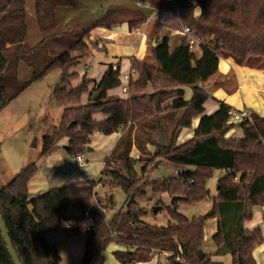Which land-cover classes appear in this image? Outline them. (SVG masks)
I'll list each match as a JSON object with an SVG mask.
<instances>
[{
	"label": "trees",
	"instance_id": "trees-1",
	"mask_svg": "<svg viewBox=\"0 0 264 264\" xmlns=\"http://www.w3.org/2000/svg\"><path fill=\"white\" fill-rule=\"evenodd\" d=\"M84 3L97 5L100 13H83ZM26 4L27 0H0V113L32 83L58 71L50 97L62 112L59 124L47 126L41 137L40 157L64 146L65 153L75 158L87 152L95 133L118 138L97 182L82 187L70 183L29 199L28 183L37 172L30 163L0 189V214L20 264H59L58 250L45 239L57 231L85 234L80 264H103V252L111 244L125 247L112 253L120 264L148 263L162 254L166 264H222L212 257L224 256L230 258L229 264H257L253 253L264 243V234L259 226H245L254 221L257 210L264 224V118L249 111L248 119L232 124L234 109L214 99L207 82L218 72L220 58L243 67L264 61V0H34L41 38L33 46L25 42ZM154 10L176 14L181 25L194 33L198 58L185 38L169 51L168 38L154 36L150 62L131 60L136 79L126 82L127 98L107 94L122 87L119 62L108 64L97 82L83 75L72 85L78 79L72 71L77 62L73 54L88 53L92 31L125 23L134 32ZM21 64L31 69L24 82L19 80ZM147 86L151 93H146ZM186 86H190L188 99ZM85 94L87 102L81 104ZM208 101L217 105L210 114L204 107ZM196 119L192 136L178 143L179 133ZM233 128L242 138L227 136ZM132 148L138 152L136 159L130 157ZM161 160L192 170L147 182L146 174ZM215 172L222 176L216 181V194L209 198L206 186ZM98 185L110 193L100 197ZM114 190L122 191L124 202L107 218L106 212L115 206ZM147 191L171 199L167 226L142 222L147 211L139 202L147 200ZM208 198L210 208L204 215L187 218L176 212L179 205ZM71 208L80 216L74 218L73 228L63 229ZM212 219L214 251L204 254V225ZM0 264H12L1 234Z\"/></svg>",
	"mask_w": 264,
	"mask_h": 264
},
{
	"label": "rangeland",
	"instance_id": "rangeland-1",
	"mask_svg": "<svg viewBox=\"0 0 264 264\" xmlns=\"http://www.w3.org/2000/svg\"><path fill=\"white\" fill-rule=\"evenodd\" d=\"M190 1L192 2V0ZM33 4L34 0H27L26 21L28 28L25 42L29 46L36 44L41 38L40 28L36 20ZM84 5L85 6L82 10L83 13L87 14V12H91L94 15L100 13L97 5L89 3H84ZM127 7L131 6L128 5ZM195 14H198V11H195ZM179 23L176 14L167 12L162 14L157 13L153 22L148 24L146 28L149 33H147L148 35L146 39V52L142 59L150 62L149 45L150 43H153L154 36L160 38L162 30L166 31L164 29L169 27L172 28L173 25L176 27ZM179 29L178 34L183 35L184 26H181ZM177 39L178 37L175 36L171 40L176 42ZM173 42L171 43V46L173 45ZM197 49L198 47H194L193 45L192 50L196 51ZM73 56L77 59V62L72 71H75L78 75L80 71L86 70V65H83L84 56H80L79 54H73ZM78 60H80V62H78ZM253 64L254 66L243 67L236 65L231 59L220 58L219 70L215 76L207 82V84L211 85L210 92L215 93V96L218 99H221L222 101L229 100L234 107V111H252L264 118V61L260 60ZM30 75L31 69L27 68L24 64H21L19 67V80L22 82L27 81L30 78ZM58 78L59 72L52 71L42 79L35 81L16 99L10 102L0 113V189L11 181L17 172L28 164L35 162L36 158L40 156L41 137L44 134L46 127H55L59 124L61 108L56 106L51 101L50 97L53 87L58 82ZM78 81L79 75L78 79L73 81L72 85L75 86ZM122 81H125L124 76L122 77ZM122 87L120 88L122 89ZM120 88L111 90L109 94L113 93L114 95H110L109 97L122 98L123 95L121 94L122 91ZM146 93L148 94L147 91ZM95 117L99 118L100 116L98 115ZM234 132L235 128L230 130L227 136L230 137ZM91 140H94V138ZM63 142H65V140H63ZM177 142L181 143L180 140H177ZM147 148L149 151L153 150L152 146H148ZM90 155L94 157V154ZM90 155L88 156V159L91 164L86 167V169L94 170L96 166L95 164H92V159L90 158L92 156ZM86 169H79V171ZM191 170V167H176L165 160H161L158 162L156 168L148 171L145 179L147 182H153L174 177L177 174L176 172L179 171L184 172ZM216 173H214L212 179L208 181L209 183H207L206 186L211 195H214L216 191V181L218 178ZM95 190L99 193L100 197H102L104 193H110L107 190L100 188V186H97ZM146 193L147 200L139 202L140 206L144 207L147 211L146 216L143 217L142 220L149 225L167 226L170 218L167 215L166 207H171V199L166 195H163L160 198V196L151 194L149 191ZM113 195L116 202L113 212H116L123 205L124 194L120 190H114ZM208 197L210 198L213 196H210L208 192ZM209 198L199 204L179 205L176 208V212L187 218L204 215L210 208ZM159 199H161V201ZM156 206L163 210L160 209L162 211L158 212L156 216H151V208ZM111 214V210L107 211V218H109ZM215 226V219L208 220L204 225L206 235V240L202 248L204 254H209L210 249L214 248L212 236L215 232H213ZM112 249L113 245L108 246L105 255H108ZM213 259L219 260L216 258ZM220 259H222V264L229 263L230 261L228 256ZM160 263L166 264L163 255Z\"/></svg>",
	"mask_w": 264,
	"mask_h": 264
},
{
	"label": "crops",
	"instance_id": "crops-1",
	"mask_svg": "<svg viewBox=\"0 0 264 264\" xmlns=\"http://www.w3.org/2000/svg\"><path fill=\"white\" fill-rule=\"evenodd\" d=\"M157 13L162 14L164 12L160 10H155L154 12H152L148 17L147 21L141 27H139L138 30L134 32H130L128 30L127 24L125 23L111 25L109 27H101L97 30L92 31L91 39L94 40L93 43L88 44L89 51L83 58L84 60L83 65H86V70L84 71L79 70L80 71L78 73L79 78H81L84 75L86 80L97 82L101 78L103 72L106 70L108 64H115L116 62H119L121 80L123 76H128V75L130 78L136 79V75L131 73L130 71V63L132 59L141 60L143 58L146 52V39L148 35L147 33H149V31L146 28L148 24H151V22H153L155 16H157ZM181 26L182 25L179 23L178 25H176L177 28L173 25L172 26L173 29L169 27L164 29L166 31L162 30L161 32L160 38L163 37L168 38L169 51H172L176 46H178V44L180 43L183 37L182 35L178 34L180 30L179 28H181ZM175 36L178 37V39L176 42L175 41L173 42L171 39L174 38ZM95 39H97L98 41H95ZM172 42L173 45L171 46ZM194 47H198V43H196ZM190 49L194 53L196 58L200 56L199 48L196 51L195 50L193 51L192 50L193 46H192ZM78 62H80V60H78ZM218 70H219V63H218ZM122 84H123L122 86H126L125 81H122ZM91 86L92 83L89 85V88H91ZM183 90L185 91V98L188 99L190 97V86L183 87ZM146 91L148 93L152 92L150 86H147ZM109 92H111V90L108 91L107 93L108 96L114 95L113 93L109 94ZM121 94L123 95L122 98H127L128 96L127 93L121 92ZM213 97L217 101H222L221 99H218L215 96V93H213ZM86 102H87V94H85L82 97L81 104H85ZM222 102L234 108L229 100ZM204 107L206 109V114H210L216 110L217 105L216 102L214 101L212 102L208 101L205 103ZM61 112H62V108H61ZM197 120L198 119L193 121L192 127L190 129H183L179 133L177 140L183 142L189 139L192 136L193 129L197 124ZM236 131L237 130H235L233 135H230V138L232 139L242 138V133ZM93 138L94 140H91ZM117 138H118V134H112L110 136H102L97 133L93 134L89 139L90 151L84 153V158L87 164L83 168H78L75 165L74 158L69 157L65 153L64 146H62V148L58 149L56 152H54L52 155L48 157L45 158H42L40 156L37 157L34 162L37 168V172L34 174L32 179L28 183L29 199L41 196L51 188H58L66 184L76 183L79 185V187H82L88 181L97 182L100 178V173L103 167V161L108 156ZM90 154H94V157ZM89 155L92 156L90 157L92 159V164H95L96 166L94 170L86 169V167H88L91 164L88 159ZM137 156H138L137 151L135 150V148H132L130 152V157L132 159H136ZM84 168L86 170L79 171V169H84ZM176 173L179 174L180 171ZM216 174L218 175V178L222 176L221 172H217ZM208 192L210 196H214L216 194V191L214 195H211L210 191ZM111 194L113 195V191L111 192ZM162 196L163 195H161L160 198ZM160 209L162 208L158 206L152 207L150 212L151 216H156L158 212L163 210ZM257 211L258 213L254 221L246 224L245 227L247 229H252L256 226H259L264 234V224L260 220V210ZM111 212L112 214L114 213L113 209L111 210ZM79 216L80 213L77 212L75 209L72 208L69 209L66 213V217H68V220L62 224V228L63 229L73 228L75 226L74 218ZM142 222L145 223L143 220ZM214 231H215V227L213 229V232ZM45 239L49 245L55 247L58 250V254L60 258L59 264L81 263V258L83 255L85 241H86V236L84 233L75 236H67L63 231H57V232L47 233L45 235ZM205 240H206V235L204 229V243ZM111 245H113V249L110 250L108 255H105L107 249L103 252V258H104L103 264H120L113 258L112 253L114 251H124L125 247L118 246L115 244H111ZM213 251L214 248L210 249L209 254H211ZM162 255L160 256L155 255L150 262L140 263V264H156L157 262L161 261ZM253 256L257 264H264V243L258 246L256 250H254ZM213 258L219 260H214ZM220 258L222 257H212V260L222 262L221 261L222 259Z\"/></svg>",
	"mask_w": 264,
	"mask_h": 264
},
{
	"label": "built area",
	"instance_id": "built-area-1",
	"mask_svg": "<svg viewBox=\"0 0 264 264\" xmlns=\"http://www.w3.org/2000/svg\"><path fill=\"white\" fill-rule=\"evenodd\" d=\"M169 2H171L172 0H168ZM183 38L186 39V41L188 42V44L190 45V47H192L193 45H195L196 43H198V40L196 39L195 35L193 32H191L187 27H184L183 30ZM125 82L128 81L129 79V75L128 76H124ZM121 91L123 93H127V85L123 86ZM249 113L245 110H241V111H233L230 113V118H229V122H231L232 124H239L242 121L248 119ZM75 161V165L78 168H83L86 166V160L84 158L83 154L77 155L74 158ZM177 176V174L175 175ZM83 219L85 221V223L87 224L86 227L88 226V224L90 223V218L88 216V209L83 213Z\"/></svg>",
	"mask_w": 264,
	"mask_h": 264
},
{
	"label": "water",
	"instance_id": "water-1",
	"mask_svg": "<svg viewBox=\"0 0 264 264\" xmlns=\"http://www.w3.org/2000/svg\"><path fill=\"white\" fill-rule=\"evenodd\" d=\"M152 46H154V43H152ZM198 86H200V85H198ZM95 100H97V99H95ZM158 140H159V145H162L161 136L158 137ZM87 151H90V148H88ZM0 234H1V237H2V240H3L4 244L6 246L7 253H8V255H9L11 261H12V264H20L19 259H18L17 255H16L15 251L12 248V244H11V241H10V239L8 237L7 231L5 229L1 214H0ZM202 255H203V253L201 251H198L199 258H201Z\"/></svg>",
	"mask_w": 264,
	"mask_h": 264
}]
</instances>
